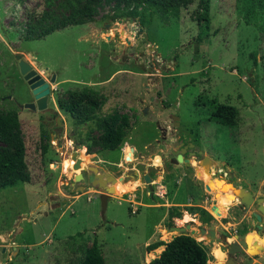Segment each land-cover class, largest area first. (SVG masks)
Masks as SVG:
<instances>
[{"label":"rangeland","instance_id":"rangeland-1","mask_svg":"<svg viewBox=\"0 0 264 264\" xmlns=\"http://www.w3.org/2000/svg\"><path fill=\"white\" fill-rule=\"evenodd\" d=\"M256 1L247 16L249 24L247 1L211 0L208 29L197 20V0L169 19L150 16L147 10L136 17L113 18L112 8L103 5L90 21L24 39L29 20L44 11H59L58 0H0V110L17 111L30 177L0 189V264H68L74 254L65 241L80 232L88 243L96 239L105 264H150L163 245L147 251L146 244L177 235L167 230L173 225L172 215L193 218L191 228L203 229L202 234L194 229L193 236L217 257L210 264H223L226 253L209 229L218 233L229 221L240 235L260 230L259 220L245 219L248 227L237 224V217L226 220L228 203L223 211L212 209L214 216L209 207L220 200H199L194 206L212 216L209 226H199V212L189 214L186 206L172 207L177 211L171 215L172 202L187 200H149L148 194L138 191L140 177L132 180L133 169L127 175L123 172L138 164L141 173L149 162L159 164L169 149L164 139L180 133L200 138L205 152L219 157L224 169H232L243 185L256 191L264 187V9ZM204 33L199 41L197 36ZM17 52L49 84L43 110L19 106L35 98L19 72ZM73 91L90 94L99 109L79 118L71 115L59 102L68 101ZM174 100L179 102L176 107ZM215 102L237 108L235 125L208 118ZM108 113L125 115L130 126L114 150L99 145L97 124ZM176 113L178 126L170 117ZM74 150L82 168L109 171L124 188L108 198L104 218L101 190L91 185L80 190L75 183L74 175L83 171L71 168ZM216 177L228 187V198L220 204L230 202V174ZM156 180L165 189V180ZM220 183L211 187L220 189ZM133 208L136 211L131 212ZM186 220L187 216L175 222L184 226ZM250 251L264 264L262 250Z\"/></svg>","mask_w":264,"mask_h":264},{"label":"trees","instance_id":"trees-1","mask_svg":"<svg viewBox=\"0 0 264 264\" xmlns=\"http://www.w3.org/2000/svg\"><path fill=\"white\" fill-rule=\"evenodd\" d=\"M48 3L54 0H46ZM200 12L197 16L198 22H204L203 28L209 27V11L211 0H197ZM247 1L249 4L245 12V22L250 23L247 16L252 13L254 0ZM191 0H58L59 11H44L34 20H29L25 27L24 39L42 38L56 29L64 28L67 25H80L92 20L99 7L107 5L113 10V18L136 17L145 10L150 16H157L161 19L177 18L180 9L186 7ZM256 3L264 9V0H257ZM139 8H141L139 10ZM35 16L33 13L31 15ZM207 33L199 34L201 41ZM71 115L82 117L86 113L99 109V102L87 92H70L69 100L59 102ZM238 110L235 106L215 102L209 112V119L225 126H233L237 123ZM98 127L101 128L99 145L103 150L116 149L130 126L125 115L108 113L99 120ZM47 149V144L44 146ZM25 143L21 133V124L16 110H0V189L12 186L18 182H28L29 173L25 162ZM192 212H199L202 222L212 220V216L204 209ZM171 215L174 213L170 210ZM65 244L73 249V257L68 264H105L104 256L96 242L91 243L83 237V233L71 235ZM163 245L164 248L158 256L150 261V264H207L213 259L207 246L190 234L174 235L169 241L156 240L146 246L147 251Z\"/></svg>","mask_w":264,"mask_h":264},{"label":"flooded vegetation","instance_id":"flooded-vegetation-1","mask_svg":"<svg viewBox=\"0 0 264 264\" xmlns=\"http://www.w3.org/2000/svg\"><path fill=\"white\" fill-rule=\"evenodd\" d=\"M154 92L157 94L158 91L154 90ZM152 99V98H151ZM179 102L177 100H174L172 105L174 107L178 106ZM201 107L205 105V101L200 102ZM176 114H170L171 119L174 121L173 116ZM209 118V115H208ZM198 121V120H197ZM199 122V121H198ZM181 123V122H180ZM179 123V124H180ZM190 135V134H189ZM165 136V134H164ZM165 147H169L168 153L166 154L165 158L160 159L159 164H151L150 162L147 164L146 169H142L141 173L138 172L137 165L134 166V168H130L127 171H123L126 175L128 174V171L133 169L131 178L132 180H136L138 177L141 179L142 186H138L140 192H142L140 195H143V193L148 194L149 200H187V202H176L174 204V207H188L186 210L189 214L192 213V209L194 206L199 205L197 201L201 200H220L218 203L213 204L211 207H209V211L212 212V214L215 216V212L223 211L222 207L224 205H228L225 214L227 215L226 220L229 218H238L237 224H244V227H248V222H245V219H251L256 221L255 212L259 213L262 217V220L264 219V214H262L258 210L259 204L257 203V200H263L264 204V192L262 191L264 187H260L258 191L252 189L250 186L243 185L242 179L238 176H236L231 170H225L224 169V162L219 158L213 156V154L208 152H205V150L201 147V143L199 142L200 138L196 137H190L185 134L175 133L173 137L171 138H165ZM196 140L197 143H195ZM181 156L182 161L178 160V157ZM209 160L208 167L203 166L204 160ZM208 163V162H207ZM227 164H229L227 162ZM230 166V164H229ZM232 168V167H230ZM99 171H101L99 169ZM84 179L82 182L79 183V186L87 187L90 185L91 180L93 179L94 173L92 171H85L83 170ZM221 175L222 178L228 177V174H230V178L232 180H227L231 182V187L229 188V192L232 195V199L230 202H226L225 204H220V202H225L227 200V189L223 190L225 187L224 184H221L219 181L220 179L216 177V175ZM145 175H148L150 178L149 183L145 182ZM160 177L161 181L165 180L166 187L163 189V187H159L160 182L156 180V178ZM220 183L219 188L217 187H211L212 183ZM210 183V184H209ZM236 185L239 186V188H243L244 191L249 192L252 195L253 203L250 205L248 209H246L241 203H239L237 200L238 197L235 192ZM228 188V187H227ZM238 188V189H239ZM134 196H137L136 193ZM175 208H172L173 212H176L177 210H174ZM179 209V208H178ZM214 209V211L212 210ZM254 210V211H253ZM241 211V213H239ZM198 214V213H194ZM243 214V215H242ZM187 216L186 223L190 222L192 223L193 218ZM183 217V219L185 218ZM173 225H177L176 222H180L183 219H177L175 215H172L171 217ZM199 226H209L207 222L200 221L199 215ZM176 221V222H175ZM184 222V225H185ZM196 222V221H195ZM261 222V232L264 235V223ZM197 223V222H196ZM229 226H221V231L216 232V235H218V247L219 245L228 246V244L232 243L235 238V234H239L238 227L234 226V224L227 222ZM236 224V223H235ZM179 226V225H178ZM197 232L199 230L197 228H193ZM200 233V232H199ZM201 234V233H200ZM222 236L225 238H222ZM232 237V240L229 238ZM220 249V248H219ZM4 250V249H3ZM13 252L9 251L8 260L12 258ZM248 255L243 252L241 254H238L236 257L239 261L248 262L254 256L252 255L250 257H247ZM241 263V264H242Z\"/></svg>","mask_w":264,"mask_h":264},{"label":"water","instance_id":"water-1","mask_svg":"<svg viewBox=\"0 0 264 264\" xmlns=\"http://www.w3.org/2000/svg\"><path fill=\"white\" fill-rule=\"evenodd\" d=\"M125 19V17H123ZM15 59L17 60L19 72L23 76V79L26 80L27 84L29 85V88L31 89L32 94L34 95L35 102L26 103L24 106L28 107L30 109H37V110H43L47 107V100H48V94H49V84L46 82V80L32 67L29 61H27L24 58V54L22 52H17L15 54ZM173 124L175 126L179 125V117L174 115L173 116ZM57 146H61V140L60 138L57 139ZM79 153L77 150H74L71 153V160L74 161L72 164V169H80V171L88 170L92 171L94 173L93 179L90 182L91 186H97L100 191V203H101V216L104 218V213L107 206L108 198L114 195V192H116L115 189V183L118 180V178L111 172L101 170L99 171V168L96 166H86L85 168L81 167V161L82 159L78 156ZM179 161H182L181 156L178 157ZM204 167H206L205 164H203ZM84 179V175L82 172H78L74 175L75 183H80ZM150 178L148 175H145V182L149 183ZM80 190H84V186H79ZM236 195L239 200H237L239 203H241L246 209L250 207V205L253 203L252 195L249 192L244 191L243 188H239L236 192ZM257 203L259 204L258 210L264 214V204L263 200H257ZM257 220L263 221L262 217L259 213H254ZM192 223L188 222L185 223L184 226H178V225H172L170 227H167L168 231H175L177 234H188V231L190 235L195 234V230L191 228ZM201 231L203 229H200ZM211 237H215L216 233L214 230L209 229L208 230ZM222 238H224L222 236ZM235 240L228 244V246L219 245V248L221 251L226 253V258L224 259V264H241L242 262L237 259V255L245 252L246 249L249 248V238L246 234H235L234 235ZM225 239V238H224ZM253 246L257 248L258 250H262V246L258 245L255 241L253 242ZM256 254V252H252V255ZM249 257V255L247 256Z\"/></svg>","mask_w":264,"mask_h":264},{"label":"crops","instance_id":"crops-1","mask_svg":"<svg viewBox=\"0 0 264 264\" xmlns=\"http://www.w3.org/2000/svg\"><path fill=\"white\" fill-rule=\"evenodd\" d=\"M134 196V195H133ZM139 203V202H138ZM176 202H172L171 204H175ZM147 204H149V203H147ZM150 205V204H149ZM172 207H174V206H170V210H172ZM132 212V211H131ZM256 217V216H255ZM256 220H257V218H256ZM264 220V219H263ZM263 222V221H262ZM261 223V222H260ZM264 223V222H263ZM241 234H246L245 232L244 233H241ZM253 235H254V238L252 239V241H251V243H249V248L248 249H246L245 250V253L247 254V255H249V257L250 256H252V252L250 251V248H255L254 246H253V242L255 241L258 245H260V246H262V253L259 255V257H264V244H263V242L262 241H264V235L262 234V232H261V228H260V230H258V229H256V230H254L253 231V233H252ZM239 235H240V233H239ZM246 235H248V234H246ZM230 240H232V237H230L229 238ZM152 242H154V241H152ZM151 243V242H150ZM149 244V243H148ZM148 244H146V246L148 245ZM158 248V247H157ZM163 248H164V246H163ZM255 249H257V248H255ZM163 250V249H162ZM161 250V251H162ZM258 250V249H257ZM160 254V253H159ZM211 255L213 256V259L215 258L216 260H217V257L215 256V254H214V251L211 253ZM255 255V254H254ZM258 256V255H257ZM212 259V260H213ZM212 261L210 260V261H208V263L207 264H210ZM248 264H262V260H261V258H257L256 256H254V258H252L251 259V261L249 260L248 262H247ZM216 264H221V262H218V263H216ZM223 264H224V262H223Z\"/></svg>","mask_w":264,"mask_h":264},{"label":"bare ground","instance_id":"bare-ground-1","mask_svg":"<svg viewBox=\"0 0 264 264\" xmlns=\"http://www.w3.org/2000/svg\"><path fill=\"white\" fill-rule=\"evenodd\" d=\"M208 162V163H207ZM209 160L207 159H205L204 160V162H203V164H205L206 165V167H208V165H209ZM72 165V164H71ZM72 168V167H71ZM117 182V181H116ZM116 191H124V188H123V186L121 185V183H116ZM226 188H227V186H225L224 188H223V190H226ZM226 205H224L223 207H225ZM199 232L201 233L202 231L199 229ZM202 234V233H201ZM204 234V233H203ZM248 236V238H249V243H251V241H252V239L254 238V235L253 234H248L247 235ZM213 238V237H212Z\"/></svg>","mask_w":264,"mask_h":264},{"label":"built area","instance_id":"built-area-1","mask_svg":"<svg viewBox=\"0 0 264 264\" xmlns=\"http://www.w3.org/2000/svg\"><path fill=\"white\" fill-rule=\"evenodd\" d=\"M131 211H132V212L136 211V208H133Z\"/></svg>","mask_w":264,"mask_h":264}]
</instances>
